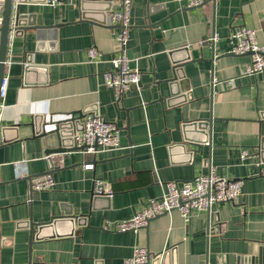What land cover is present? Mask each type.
<instances>
[{
  "label": "crops",
  "instance_id": "obj_1",
  "mask_svg": "<svg viewBox=\"0 0 264 264\" xmlns=\"http://www.w3.org/2000/svg\"><path fill=\"white\" fill-rule=\"evenodd\" d=\"M121 2L65 0L53 8L47 0H17L15 15L33 17L42 28L14 36L6 69L0 264H122L137 247L153 255L169 251L179 264H240L242 257H257L264 249V71L245 75L251 58L232 56L231 37L245 26L264 45V0H216L191 9L182 0H132L127 55L142 79L116 102L103 74L118 51L119 28L108 15ZM91 48L104 60L92 61ZM182 61L184 91L172 102L169 82ZM87 113L118 125L122 150L96 157L50 154L59 146L57 136L35 133L36 116L56 122ZM209 119L211 145L202 143L208 130L186 127ZM48 159L57 168L56 185L32 192L28 178L50 171ZM90 163L94 168L86 170ZM212 168L228 181L244 182L237 201L192 211L189 221L173 211L138 232L114 230L161 200L166 183L190 184ZM96 181L112 195L95 199ZM66 213L87 219L77 226L79 235L65 237L62 227L36 241L20 226L48 224Z\"/></svg>",
  "mask_w": 264,
  "mask_h": 264
},
{
  "label": "built area",
  "instance_id": "obj_2",
  "mask_svg": "<svg viewBox=\"0 0 264 264\" xmlns=\"http://www.w3.org/2000/svg\"><path fill=\"white\" fill-rule=\"evenodd\" d=\"M65 0H47V6L56 8ZM186 8H201L212 0H182ZM4 0H0V12L3 11ZM13 12L17 9V0H13ZM132 0H122L121 9L111 12L108 15L111 25L118 26L116 35L118 44L117 55L112 57L108 63L112 69L103 74L106 86L114 90L116 102H120L125 93L132 88H139L142 74L137 68L131 67V60L127 55V47L130 40ZM15 16L9 25L8 51L6 67L11 66L9 58L14 36L17 32V21ZM1 24V20H0ZM1 38V33H0ZM218 36L212 41L216 42ZM232 51L235 55H246L252 53L251 61L246 67L245 75L255 76L264 71V45L260 44L257 32L248 27H239L231 37ZM89 58L92 61H103L104 54L96 48L88 50ZM8 88L7 77L3 80L0 98L6 97ZM2 106L0 105V109ZM1 111V110H0ZM1 119V114H0ZM83 121V122H82ZM83 128L73 136L75 147L80 152L90 156H98L102 153L119 151L121 147V129L115 123L106 121L99 114L87 113L82 118ZM1 127V123H0ZM249 157L247 151L243 152L242 159ZM22 168V164H16ZM92 163L85 165L86 170H92ZM25 176V175H24ZM32 192H45L53 189L56 185L52 175L35 176L31 180ZM243 181H228L216 173L212 168L208 175L198 176L190 184L170 182L164 185L165 192L161 200H151L147 207L133 218L115 223L114 230L119 233L138 232L148 227L150 221L158 217L168 215L173 211H179L182 217L189 221L192 211H210L215 205L222 203H233L237 201L243 192ZM93 194L96 196H111L107 185L104 182L96 181ZM158 255H153L145 247H137L131 258L126 259L122 264H152Z\"/></svg>",
  "mask_w": 264,
  "mask_h": 264
},
{
  "label": "water",
  "instance_id": "obj_3",
  "mask_svg": "<svg viewBox=\"0 0 264 264\" xmlns=\"http://www.w3.org/2000/svg\"><path fill=\"white\" fill-rule=\"evenodd\" d=\"M22 2V0H19ZM216 0H212L210 2H215ZM13 0H4L3 4V11L0 16L1 24H0V33H1V38H0V92H1V87L3 80L6 78V69L7 67L5 66L4 62L6 61L7 57V51H8V33H9V25L12 20V17L15 16V20L17 21V32L16 35L28 31L29 29L31 30H37L38 27L34 23L33 17L30 16H24L13 12L12 5ZM189 9V8H187ZM186 10V8L184 9ZM26 21V22H25ZM247 56H251L252 53L246 54ZM242 55V56H246ZM232 56H236L235 54H232ZM186 63V61L182 62H177V70H175V76L170 82V92L172 94V102L175 101L174 98L180 97L181 92L184 91L183 89V83L181 82L182 79L179 78L178 74L180 75V71H182V64ZM30 67V66H29ZM29 67H26V70L29 69ZM180 82V84H179ZM180 85V86H179ZM179 86V87H178ZM180 88L179 90H177ZM175 89L177 91H175ZM184 94V93H183ZM184 99V96H183ZM163 99L161 98L159 102H163ZM0 104H1V98H0ZM83 117L76 118V115H73L69 118L63 119L61 121H56V122H49L45 120L44 116H36L34 119V128H35V133L37 135H56L58 139V148L55 149L54 151H51L50 154H56V155H66L71 152H76L80 151L81 149H78L75 147L73 136L76 132H79L83 128V124L81 122ZM212 119H209L206 122L202 123H194L191 125H187V128H193L197 129L201 132H206L208 130L209 136L208 140L204 141L202 143H208L211 145V127H212ZM49 163L51 164V170L40 175H46L50 174L53 175L55 172V169L57 168L54 165V161L48 159ZM34 176H31L28 178V180L31 182ZM108 196H95V199H102V198H107ZM87 219L86 218H77L72 216L71 213H66L64 217L54 219L48 224L44 225H39V224H34V223H28L25 222L22 223L20 226H26L31 229L32 232V238H34L36 241L41 240L45 238V236H54V233H52L53 229L57 228L60 229L64 227L62 230L63 232L62 235L65 237H73L76 235L80 234V231L76 230L77 226H86ZM83 223V224H82ZM50 234V235H49ZM1 236H0V248H2L3 245ZM204 261V260H203ZM179 264L176 262V260H172L171 258V252L167 251L165 253L159 254L158 257L153 261L152 264ZM190 264H197L196 261L193 259L191 260ZM198 264H208L206 262V259L203 263H198ZM240 264H264V249L259 253L257 257L255 256H250V257H242L240 259Z\"/></svg>",
  "mask_w": 264,
  "mask_h": 264
}]
</instances>
